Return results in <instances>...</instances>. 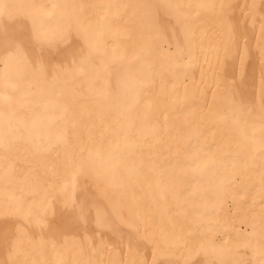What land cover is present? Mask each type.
Segmentation results:
<instances>
[{
	"label": "bare ground",
	"instance_id": "obj_1",
	"mask_svg": "<svg viewBox=\"0 0 264 264\" xmlns=\"http://www.w3.org/2000/svg\"><path fill=\"white\" fill-rule=\"evenodd\" d=\"M0 6V264H259L264 0Z\"/></svg>",
	"mask_w": 264,
	"mask_h": 264
},
{
	"label": "snow or ice",
	"instance_id": "obj_2",
	"mask_svg": "<svg viewBox=\"0 0 264 264\" xmlns=\"http://www.w3.org/2000/svg\"><path fill=\"white\" fill-rule=\"evenodd\" d=\"M223 7V6H222ZM3 11V7L0 6V12ZM43 15H48V16H51V13L50 12H44ZM47 35V34H46ZM65 39L67 38V36L64 37ZM19 51V50H17ZM73 186H74V181H73ZM259 264H264V251H261L259 253Z\"/></svg>",
	"mask_w": 264,
	"mask_h": 264
}]
</instances>
